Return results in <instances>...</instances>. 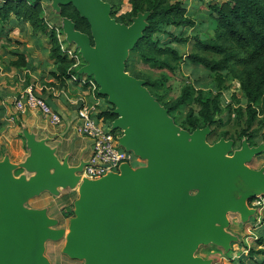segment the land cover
<instances>
[{
  "label": "water",
  "instance_id": "water-1",
  "mask_svg": "<svg viewBox=\"0 0 264 264\" xmlns=\"http://www.w3.org/2000/svg\"><path fill=\"white\" fill-rule=\"evenodd\" d=\"M53 2L72 5L88 22L93 46L64 19L87 63L80 72L93 77L98 94L115 106L118 118L110 126L123 133L119 146L148 162L136 172L125 164L119 174L83 182L68 251L88 264H199L193 259L198 244H228L223 232L213 228L225 224V213L246 215L242 202L222 196L226 184L241 177L258 186L264 176L245 167L247 152L224 160L228 147L221 143L208 148L204 132H196L190 142L179 135L145 84L125 72L127 56L146 29V14L126 27L111 18V7L102 0ZM27 141L33 146V139ZM50 156L27 160L36 172L28 183L14 180L9 166L0 164V264H42L40 245L49 237L46 219L21 206L45 190L55 192L74 182L64 170L60 177H48L55 167ZM193 189L198 194L188 197ZM181 214L186 215L179 222Z\"/></svg>",
  "mask_w": 264,
  "mask_h": 264
},
{
  "label": "rangeland",
  "instance_id": "rangeland-1",
  "mask_svg": "<svg viewBox=\"0 0 264 264\" xmlns=\"http://www.w3.org/2000/svg\"><path fill=\"white\" fill-rule=\"evenodd\" d=\"M121 1L120 13L129 11L128 0ZM180 1L187 9V15L193 20L195 26L192 29H172L171 32L176 37L182 34L187 41L183 44H176L164 34L156 36L162 45L173 48L182 56L183 61L179 67L173 72L163 71L142 64L134 55L130 56V54H128L127 60H130L134 72L159 83L154 89V93L162 99V103L174 104L183 91L189 90L190 100L185 105L176 110L164 109L179 135H186L190 142L196 132H204L205 144L208 148L221 143L228 147L223 157L224 160H231L236 155L247 152L250 154V159L245 163V167L264 176L263 131L252 137L241 138L242 126L238 125L235 115L227 108L229 105L232 109L246 108V100L240 90L236 75L227 71L223 72V83L219 84L214 73L184 61L188 55L192 54L209 59H219L214 55L200 52L196 48L194 40H206L213 37V22L207 10V3L222 2L223 0H203L202 3L198 0ZM40 2L45 9L49 27L55 30L57 38L59 36L66 50L71 51V56L65 54L74 61L72 70L76 71V77L68 81L65 87L58 89L53 86L54 89L65 92L68 83H70L71 86H82L88 93L98 97L99 88H97L93 77L80 72L87 63L83 58L79 44L70 39V30L65 26L64 19L59 17V6L53 0H41ZM49 48L48 39L40 34L33 36L28 24L20 23L13 18L6 23L0 22V108H2L0 116L5 118V122L2 121L4 124L0 125V133H2L0 143L7 144H2L0 164L5 163L9 166L14 180L28 183L31 178L35 177L36 172L29 165L30 163H27V160L33 161V158L37 156L43 158V154L47 153L51 155L55 164V167L49 169L48 177H60L61 170L71 174L74 179L72 184L64 188L58 187L55 192L45 190L29 199L21 206V209L29 213H43L46 219L44 231L49 234V237L43 240L40 245L42 264H88L86 258L75 257L68 251L71 224L78 220L76 209L80 201V188L84 181H90L83 176L81 169L90 152H87V145L82 140L85 137L78 132L77 116L76 120L68 125L69 127L66 125L63 127L62 122L57 126H52L41 116H34L35 125L32 130H29L17 122L23 115L17 112L14 107L15 96L25 87L32 86L38 93H46L47 89L51 87L52 82L46 80H53L52 74L55 67L48 58ZM16 53L26 54L30 59L28 67L20 73L10 68L11 62L16 60L14 56ZM34 67H37L35 72L29 74L31 73L29 70ZM39 70L42 71L39 72ZM20 77L22 78L20 82L13 79ZM140 81L145 84L144 80ZM24 84L26 86L23 87ZM199 92L203 97L209 99H213L218 94L221 95V113L215 118V123L212 126L204 124L198 116L199 107L194 100ZM54 94V92L49 94V98L54 100L60 97V93L58 96ZM63 94L66 95L67 92ZM71 94L73 93L71 92ZM106 101L110 104L108 100ZM236 101H239V104H236ZM110 106L113 110L116 109L115 106L111 104ZM6 109H8V114H5ZM189 114L198 121L194 130H191ZM11 121L15 124L14 128L10 126ZM255 128L256 126L253 127V129ZM28 139H33V146L30 143L32 141L28 142ZM147 163V160L134 156L133 161L127 165L136 172L140 168H147ZM225 187L227 191L222 196L232 199L236 203L242 202V209L246 211V215H242L237 210H228L225 213V224L217 223L213 228L223 232L224 237L229 239L228 244L222 245L213 242L198 244L193 252V259L199 261V264H238L239 259H245L246 249L259 250L258 240L263 239L264 241V181H260L258 186H254L245 182L241 177H235ZM198 192V189L190 190L187 196L194 197ZM186 214H191V212ZM186 214H181L178 217L179 222H182L183 216Z\"/></svg>",
  "mask_w": 264,
  "mask_h": 264
},
{
  "label": "trees",
  "instance_id": "trees-1",
  "mask_svg": "<svg viewBox=\"0 0 264 264\" xmlns=\"http://www.w3.org/2000/svg\"><path fill=\"white\" fill-rule=\"evenodd\" d=\"M102 1L110 5L111 18L126 27L131 26L133 20L139 15H147L146 29L129 52L130 56L134 55L142 64L163 71L173 72L179 67L183 61L182 56L173 48L162 45L156 36L164 34L176 44L187 41L182 34L176 37L171 32L172 29H192L195 26L180 0H128L130 10L125 13H120L121 0ZM198 1L203 2V0ZM59 8V17L70 20L75 30L88 36L93 46L88 22L72 5ZM207 10L213 22V37L206 40L195 39V46L200 52L214 55L219 59L192 54L188 55L184 61L214 73L219 84L223 83V72L234 73L245 97L246 108L232 109L230 105L227 108L235 115L238 125L242 126L240 137H252L262 131L264 136V0L208 2ZM12 18L20 23L28 24L33 36L40 34L48 39L50 45L48 58L55 67L52 74L54 83L51 86L61 89L68 81L76 77V71L72 70L74 61L61 50L57 34L49 27L41 2L0 0V22L6 23ZM14 56L16 60L11 62L10 68L20 71L28 66L24 54L16 53ZM124 67L125 72L130 76L145 81V88L164 109L176 110L190 100L189 90H185L174 104L162 103V99L154 93V89L159 85L158 82H153L134 72L129 59ZM98 97L104 101L107 100L104 96L98 95ZM220 97L221 95L218 94L213 99H209L199 92L194 100L199 107L198 116L207 126H212L215 118L221 113ZM236 104H239V101H236ZM98 110L96 119L105 127H110L111 123L118 118L107 101ZM188 118L191 130L196 129L197 119H193L191 114ZM254 126H256L255 129H253ZM258 246L259 250L246 249L245 259H239L238 264H264L263 239L258 240Z\"/></svg>",
  "mask_w": 264,
  "mask_h": 264
},
{
  "label": "built area",
  "instance_id": "built-area-1",
  "mask_svg": "<svg viewBox=\"0 0 264 264\" xmlns=\"http://www.w3.org/2000/svg\"><path fill=\"white\" fill-rule=\"evenodd\" d=\"M63 53L71 56V51L66 50L64 43L59 39ZM94 89H96L94 87ZM78 132L90 140L91 152L82 168V173L88 180H98L109 173H119L122 165L131 163L134 154L126 151L118 144L120 131H112L111 126L105 127L96 119L98 109L96 106L84 102L77 103ZM14 107L19 113L27 111L37 112L52 126L61 123L59 114L52 109L50 104L39 97L32 86L25 87L14 99Z\"/></svg>",
  "mask_w": 264,
  "mask_h": 264
},
{
  "label": "crops",
  "instance_id": "crops-1",
  "mask_svg": "<svg viewBox=\"0 0 264 264\" xmlns=\"http://www.w3.org/2000/svg\"><path fill=\"white\" fill-rule=\"evenodd\" d=\"M25 56L27 58L28 64H30V59L27 57L26 54H25ZM25 69H22L20 71H17V70H15V71L17 73H20V72L24 71ZM36 69H37V67H34L32 70H29V71H31V73H29V74H32L33 72H35ZM41 71L42 70H39V72H41ZM13 79H14V81H19V82L22 80L21 77L20 78H13ZM46 81L50 82V83L52 82L51 84H53V82H54L52 79H51V81H48V80H46ZM24 86H26V84H24L23 87ZM67 86H68V88H67V91H65V92L64 91L59 92L58 90H56V88L54 89L53 86H51L49 89H47L48 92H46V93H42V92L38 93L35 90L36 94L38 96H41L42 98H44L50 104L52 109L55 110L59 114V116L61 118V122L63 123L62 124L63 127H65V125L67 127H69L68 125H70L72 123V121L76 120V110H77L76 104L77 103L84 102V103H87L89 105L96 106L97 109H99V107L102 106L104 103V99H102L100 97H96L95 95L88 93V91L84 90L82 88V86L81 87L80 86L75 87V86H71L70 83H68ZM52 92H54L55 93L54 95H56V96H58L60 93V97H57V99H54V100L50 99L49 94H52ZM66 92H67V94H66L67 96L63 94ZM71 92L73 94H71ZM5 114H8V109H6ZM22 115L23 116L19 120H17V122L21 126L27 127L29 130H32L34 125H35V123H34L35 121H33V117L34 116H40V115L37 112H33V111H28ZM42 119H43V117H42ZM4 120H5V118L3 116H0V123L2 125L4 124L3 122H5ZM10 123H11L10 126L12 128H14L15 124L12 123V121ZM1 135H2V133H0V139H1ZM82 140L85 141V143L87 145V150H88L87 152H91L90 140L87 138H82ZM2 144H4V142L0 143V150L2 149L1 148L3 146ZM4 145H7V144H4ZM89 155H90V153H89ZM89 155H88V157H89ZM12 161L14 162V160H12Z\"/></svg>",
  "mask_w": 264,
  "mask_h": 264
}]
</instances>
